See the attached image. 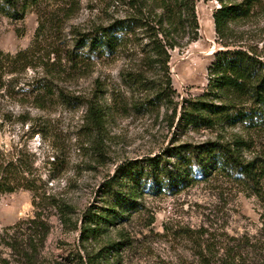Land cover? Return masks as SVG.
<instances>
[{
    "label": "rangeland",
    "instance_id": "rangeland-1",
    "mask_svg": "<svg viewBox=\"0 0 264 264\" xmlns=\"http://www.w3.org/2000/svg\"><path fill=\"white\" fill-rule=\"evenodd\" d=\"M261 2L251 18L231 25L229 41L258 54L264 53ZM218 7L215 0L196 2L198 39L169 51L171 103L153 104L149 87L162 75L145 66L141 50L148 41L140 30L114 57L65 60L67 51H75L73 32L87 33L124 18L129 12L124 0H42L26 6L21 20L0 14V154L28 152L32 176L42 180L35 199L26 190L0 197V264H198L186 234L193 237L199 230L207 231L216 250L236 246L240 264H264V205L219 174L173 195L144 194L141 211L99 236L86 238L81 232L88 209L103 213L100 187L124 161L154 157L186 143L246 140V134L264 151V132L248 134L240 125L176 129L184 101L204 93L213 54L223 49L212 20ZM24 51L26 62L16 57ZM122 72L144 77L149 87L126 85ZM40 78L80 98L81 105L55 102L36 108L31 91ZM90 103L108 115L98 137L84 129ZM250 156L244 152L245 159ZM55 202L66 204L69 214L60 213ZM121 242L130 245L101 254Z\"/></svg>",
    "mask_w": 264,
    "mask_h": 264
},
{
    "label": "trees",
    "instance_id": "trees-1",
    "mask_svg": "<svg viewBox=\"0 0 264 264\" xmlns=\"http://www.w3.org/2000/svg\"><path fill=\"white\" fill-rule=\"evenodd\" d=\"M42 0H0V14L10 19L24 18L26 6H36ZM198 0H124L129 12L122 19L114 20L106 27L99 26L87 33L73 32V50L67 51V62L91 61L102 56L114 57L121 51L136 31H141L148 43L142 53L145 66L157 69L161 79L149 82L144 77L134 78L130 72L123 73L127 85H143L154 91L153 102L171 103V79L169 76V51L198 39L199 24L196 14ZM219 7L213 11L214 32L223 49L213 54L208 67V79L204 93L195 100H185L176 123L179 130H224L240 125L246 132H264V53L234 45L230 41L231 25L251 18L261 9V0H215ZM22 4V9L19 5ZM181 42V43H180ZM85 49V50H84ZM28 52L18 53L19 60L27 61ZM148 84V85H147ZM35 94L38 109L55 102L72 107L80 106V98L71 97L61 88H54L51 81L40 78L31 91ZM76 101V102H75ZM104 109L90 103L84 115L86 132L98 137L107 118ZM246 140L222 139L200 145L189 143L170 147L162 154L129 160L119 164L101 185L99 194L106 203L103 213L87 210L83 215V237H96L100 231H108L129 220L130 216L143 209L139 202L144 194L173 195L196 182L206 181L219 174L235 183L249 197L257 198L264 205V151L257 150L251 136ZM235 137V136H234ZM248 152L250 158H244ZM28 152L22 150L0 154V197L18 190H26L39 196L38 183L42 180L32 176L34 162ZM53 179V178H51ZM56 207L62 214H69L66 204ZM186 234L195 248L198 264H240L236 246L229 244L215 247L205 230ZM130 243H111L104 249ZM106 257L110 251H106ZM103 258V257H101ZM90 264H94L90 261Z\"/></svg>",
    "mask_w": 264,
    "mask_h": 264
}]
</instances>
